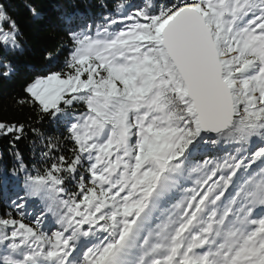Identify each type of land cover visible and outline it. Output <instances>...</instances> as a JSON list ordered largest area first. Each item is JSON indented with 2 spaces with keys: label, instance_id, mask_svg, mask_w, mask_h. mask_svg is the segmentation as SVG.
Listing matches in <instances>:
<instances>
[{
  "label": "snow or ice",
  "instance_id": "snow-or-ice-1",
  "mask_svg": "<svg viewBox=\"0 0 264 264\" xmlns=\"http://www.w3.org/2000/svg\"><path fill=\"white\" fill-rule=\"evenodd\" d=\"M115 7L18 101L63 122L74 154L41 136L51 163L33 170L17 151L0 264H264V0ZM21 36L0 5L2 78ZM27 131L0 120L10 146Z\"/></svg>",
  "mask_w": 264,
  "mask_h": 264
},
{
  "label": "trees",
  "instance_id": "trees-1",
  "mask_svg": "<svg viewBox=\"0 0 264 264\" xmlns=\"http://www.w3.org/2000/svg\"><path fill=\"white\" fill-rule=\"evenodd\" d=\"M121 0H0V5L15 18L22 33V49L4 54L6 60L15 69L10 77H0V120L21 122L26 125L27 134L10 146L11 137L0 138V215L8 213L17 216L11 208V201L19 191L23 182V174L19 179L13 175L17 168L16 153L22 154L29 169H43L51 163L46 162L42 153L44 140L52 139L60 147L53 153V158L66 156L69 161L73 156L74 145L68 139L66 125L41 113L38 107L31 104H20L18 101L26 96L25 87L36 77L58 71L65 66L71 47L68 33L80 25L100 24L103 17L115 15L122 9L115 5ZM139 3L140 0H133ZM162 6L168 0H154ZM174 2V0H173ZM37 14L33 15L31 9ZM95 31V28H92ZM83 111V106L79 108ZM37 129L33 134L30 129ZM43 137L44 140L40 139ZM222 156V152L213 153ZM199 158V157H198ZM83 173V169L80 170ZM67 175V174H65ZM69 191L76 190V183L67 185ZM46 208L43 200L36 199L29 203L25 223H31L32 213L39 215ZM54 220V217H50Z\"/></svg>",
  "mask_w": 264,
  "mask_h": 264
},
{
  "label": "rangeland",
  "instance_id": "rangeland-1",
  "mask_svg": "<svg viewBox=\"0 0 264 264\" xmlns=\"http://www.w3.org/2000/svg\"><path fill=\"white\" fill-rule=\"evenodd\" d=\"M81 106H82V105H80L79 108H80ZM34 214L36 215V212H34ZM31 218H33V213H32V215H31Z\"/></svg>",
  "mask_w": 264,
  "mask_h": 264
}]
</instances>
